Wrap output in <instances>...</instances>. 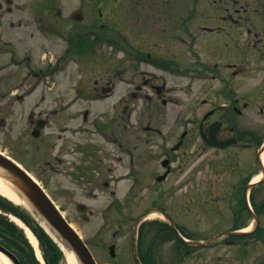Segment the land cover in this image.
Listing matches in <instances>:
<instances>
[{
  "label": "flooded vegetation",
  "instance_id": "af4514ba",
  "mask_svg": "<svg viewBox=\"0 0 264 264\" xmlns=\"http://www.w3.org/2000/svg\"><path fill=\"white\" fill-rule=\"evenodd\" d=\"M124 5L128 20L134 18L133 24L105 29L106 75L98 78L94 72L93 80L86 67H101L95 60V23L85 25L89 28L85 43L76 40L73 45H66L57 61L48 63L45 70H35L30 55H18L17 45L22 37L0 33V47L9 50L0 53V58L11 56L0 59V126L2 114L12 113L17 104L21 105L19 111L26 115L27 127L30 125L32 132L39 123L43 130L52 126L50 115L70 109L83 96L89 102L115 96L117 101L110 108L120 112V118L115 112L108 113V121L101 124L112 134L114 128L118 132L125 128L120 119L126 120L142 108L149 109L146 105L156 101L164 105L172 101L166 95L177 90L178 82H203L207 86L202 91L205 96L201 104L206 109L197 125L183 130L181 146L196 128L203 147L210 152L206 164L212 169L216 166V171L181 173L172 179L171 184L176 187L171 188L162 187L171 168L162 174L155 173L150 178L154 187L145 188L154 198L147 206L138 205L135 214L130 213L128 200L121 205L108 204L124 212L116 232L123 228L128 242L124 252L115 251L114 256L108 253L110 259L105 257L99 263L264 264V0H125ZM69 55L81 66L79 78L73 77L65 88L64 95H69L70 100L65 107L62 103L58 109L38 111L35 117L34 107L46 94L55 92L57 85V80H44L45 73L53 76L55 69H49L50 66L58 69ZM242 73L257 77L253 91H238ZM35 90H39V100L34 104ZM51 95L55 99L66 97ZM88 114L89 109L84 108V122ZM141 127L152 140L163 134L158 124L148 122ZM215 128L220 144L213 147L208 140ZM76 130L80 132V125ZM120 134L117 133L121 143L127 146L129 139ZM83 143L80 139L75 143L81 169H85L87 162L82 157L93 151V144L88 147ZM165 157L169 165L174 160L170 153ZM203 183L206 193L200 187ZM177 194L185 198H177ZM167 195L176 197V202L165 204L161 196ZM201 199L211 202L200 203ZM153 209L157 211L155 217L145 218L138 227L135 253L136 220ZM88 211L92 214L91 209ZM195 241L202 243L196 250L189 246Z\"/></svg>",
  "mask_w": 264,
  "mask_h": 264
},
{
  "label": "rangeland",
  "instance_id": "374dc122",
  "mask_svg": "<svg viewBox=\"0 0 264 264\" xmlns=\"http://www.w3.org/2000/svg\"><path fill=\"white\" fill-rule=\"evenodd\" d=\"M90 2L92 6L87 11ZM124 2L125 0H12L11 9L8 11L6 0H0V33L9 35L8 37L11 38L22 37L21 43L18 41L19 45H17L18 55L22 56L23 52L28 51V55L34 62V69L45 70L44 67L48 63L54 64L63 53L67 44L66 39L73 37L85 25L95 23L98 36L102 34L101 24H107L115 30L131 27L133 24L131 20L134 21V18L128 20ZM76 12L83 13L81 21L74 19L73 15ZM100 12L101 15H99ZM228 26L229 21L226 27ZM99 38L101 40L97 41L95 60H98L101 67L97 69L86 67L87 75L91 76L92 80L96 76L99 78L106 75L107 48L104 36ZM12 44L16 45V42ZM6 58L9 59V56H4L3 59ZM78 63V60L69 55L59 64L58 69L53 65L50 66L49 69H55L54 74L45 76L44 80H57L55 92H50L51 94L64 95L65 88L71 84L73 77L79 78L81 66ZM256 81H258L257 77L242 73L238 91L241 93L253 91L257 85ZM206 86L201 81L189 84H184L183 81L178 82L177 90L166 95L175 101L167 102L165 105L156 101L150 106L146 105L149 109L142 108L133 112L128 119L123 121L120 119V124L124 123L126 126L124 129L120 126L123 130L120 129L119 132L116 130V132L118 134L123 132L124 137L129 139L127 146L111 140L112 136L107 134L109 131L100 126L101 123L108 121V113L115 112L114 115L120 118L118 116L120 112L110 108V105L117 101L115 96L91 102L84 98L77 100L70 109L50 115L52 126L41 129L38 137L31 135L32 127L30 125L27 127L26 115L19 111L21 105L17 104L12 113L2 114L0 151L19 162L43 185L65 217L85 239L98 261H102L105 257L110 259L106 246L116 242V252L122 253L126 250L128 239L124 237L123 228L116 232L124 212L108 209V204L112 201L121 204L129 200L130 213L135 214L138 205L147 206L151 203L154 196L148 195L149 192L145 188L154 187L153 180L151 181L150 178H153L155 173L161 174L164 171L161 160L166 153H170L174 160L171 163L169 179L162 184L164 188L176 187L171 184L172 179L181 173L216 171V166L212 169L206 164L205 159L210 152L203 147L204 144L196 128L191 130V135L183 146L176 151L170 150L181 132L184 129H192V126L197 125L201 119L206 109V106L201 104V98L205 96L202 91ZM262 89L264 90V83H262ZM38 91L35 90L33 95L34 104L39 100ZM51 94H46L45 99L34 107L35 117L38 111L44 112L49 108L58 109L62 103V107H65L66 102L70 100L69 95L55 99V95ZM84 108L89 109L86 122L82 120L81 115ZM148 122L160 125L163 131L162 136L152 140L144 135L141 126ZM96 124H98L97 129H95ZM78 125H80V132L76 130ZM115 136L117 138V134ZM79 139L85 146L89 147V144H93L92 153L81 159L87 161L85 169L79 168V153L75 151V143ZM125 146L132 153L127 154ZM211 157L214 161L216 160L214 155ZM151 173L152 176H150ZM199 173L197 177L200 176ZM105 181H109L108 186L104 185ZM203 184H200V187L204 188L206 193V184ZM161 197L164 198L165 204L176 202V197L173 198L171 195ZM177 198H185V195L177 194ZM81 202L92 210L88 220H83L76 209V205ZM208 202L211 201L203 199L200 201V203ZM177 203L180 202L177 201ZM0 213L15 223L11 213H6L2 209ZM16 226L26 235L23 228L17 224ZM113 232H116L114 237ZM0 240L2 243L5 242L3 239ZM22 246L26 248L24 241ZM9 248L13 251L17 247ZM212 251L217 252L213 249ZM118 257L122 258V254ZM22 258L27 259L25 254ZM39 260L44 261V258L41 256ZM58 264H68L65 255Z\"/></svg>",
  "mask_w": 264,
  "mask_h": 264
},
{
  "label": "water",
  "instance_id": "95a60500",
  "mask_svg": "<svg viewBox=\"0 0 264 264\" xmlns=\"http://www.w3.org/2000/svg\"><path fill=\"white\" fill-rule=\"evenodd\" d=\"M216 129L213 131L215 134ZM35 136L37 132L33 133ZM212 141L216 142L214 137ZM178 146V145H176ZM175 146V147H176ZM0 177L9 183L15 195L25 203L24 207L41 224L44 223L66 246L75 254L80 264H96L91 252L80 238L79 234L65 219L62 212L49 197L42 186L16 161L0 153ZM79 211L84 208L80 204ZM0 252L4 254L12 264H21L17 257L0 244ZM113 253V246H110Z\"/></svg>",
  "mask_w": 264,
  "mask_h": 264
},
{
  "label": "trees",
  "instance_id": "16d2710c",
  "mask_svg": "<svg viewBox=\"0 0 264 264\" xmlns=\"http://www.w3.org/2000/svg\"><path fill=\"white\" fill-rule=\"evenodd\" d=\"M0 207L3 210H8L17 216L21 217L35 232L39 241L43 247L44 257L48 264H58L61 258V251L56 246V244L52 241V239L48 236V234L36 223L25 211H23L20 207L13 205L11 202L6 200L5 198L0 196ZM17 227L8 221L4 216L0 215V235L5 238V233L10 235L16 234V237L19 238V241L16 244L17 248L24 252V249L21 245L22 240L27 244V241L24 239L22 233L17 231ZM8 240V238H6ZM28 245V244H27ZM29 246V245H28ZM30 257L27 258L23 263L30 264L36 263L37 260L34 258L32 254V249L29 246Z\"/></svg>",
  "mask_w": 264,
  "mask_h": 264
},
{
  "label": "bare ground",
  "instance_id": "6f19581e",
  "mask_svg": "<svg viewBox=\"0 0 264 264\" xmlns=\"http://www.w3.org/2000/svg\"><path fill=\"white\" fill-rule=\"evenodd\" d=\"M0 194L4 195L5 197L10 199L14 203H17L20 205H25V203L23 201H21V199L19 197H17V195H15V193L11 189L9 183H7V181H5L2 177H0ZM12 219L19 226H21L24 229L28 240L30 241V243L32 244V246L35 249V253H36L37 257L40 258L41 256H40V251L38 248V242H37V239L35 238V236L33 235V233L31 232V230L27 226H25L23 224V222L20 221L16 216H13ZM46 228H47V230H49L47 226H46ZM53 236L59 244H62L60 242V240L54 235V233H53ZM63 246L66 247V244H63ZM65 259H66L68 264H80V262L75 258L74 254L71 252L65 253ZM0 264H11V262L2 253H0Z\"/></svg>",
  "mask_w": 264,
  "mask_h": 264
}]
</instances>
